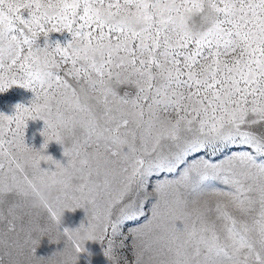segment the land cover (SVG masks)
Wrapping results in <instances>:
<instances>
[{"label":"snow or ice","instance_id":"snow-or-ice-1","mask_svg":"<svg viewBox=\"0 0 264 264\" xmlns=\"http://www.w3.org/2000/svg\"><path fill=\"white\" fill-rule=\"evenodd\" d=\"M13 86L32 99L0 113V173L13 180L0 204L60 176L62 194H80L60 208L85 212L76 229L107 264H129V237L132 264L145 252L152 264H264V0H0V93ZM29 121L43 123L39 150ZM53 142L65 163L46 154ZM18 207L0 211L8 264L83 252L53 204L46 225ZM154 229L161 247H141ZM53 232L67 243L37 257Z\"/></svg>","mask_w":264,"mask_h":264},{"label":"rangeland","instance_id":"rangeland-1","mask_svg":"<svg viewBox=\"0 0 264 264\" xmlns=\"http://www.w3.org/2000/svg\"><path fill=\"white\" fill-rule=\"evenodd\" d=\"M49 42H58L62 46L70 41L71 37L68 33H50L49 34ZM42 42V40H41ZM32 99V93L27 91L23 88L13 86L8 91L4 93H0V113L4 115H12L14 111V107L16 104H23L24 106H28ZM43 129L42 121H29L27 127L25 129V143L29 147H32L36 150H39L42 142L43 137L40 135V132ZM46 154L52 156L55 161L60 163H65L66 160L62 156V149L56 143H50ZM23 162V161H22ZM5 167L7 168V163H5ZM41 167H47V165L43 164ZM54 170V168L52 169ZM28 175L31 177L32 170L30 168L27 169ZM16 180L23 184V175L19 172L16 173ZM0 181H5L8 184H12V175L9 173L4 175L0 173ZM26 187V186H25ZM31 189H28L30 191ZM80 194L74 192L72 189L67 191L66 196L62 194L60 191L57 193V196L60 197L59 203L55 200L53 202V206L55 208H60L63 204H71L74 201L72 200L73 196H79ZM56 196V197H57ZM13 204H18L19 207L16 208V212L19 215L24 216L25 220L29 219V214L32 215V218L37 220L41 225H46L48 223V217L46 211L37 210L36 208L32 207L29 201L25 198H17V197H8L3 204H0V211H3L5 215L9 207ZM151 205H148V208L145 209L146 215L140 221L136 222L137 224H143L147 220L148 216H150V209ZM36 213H40L39 216H36ZM88 217L85 216V212L82 209H77L74 212H65L64 214V222L63 226L69 229H76L80 226V224L86 223V219ZM0 227H3L0 224ZM136 227V224H128L124 229L125 233H128L131 229ZM162 229H154L151 232H146L139 240V244L141 247L144 245H151L153 250H157L161 247L162 242L159 241L157 238L163 235ZM55 236L53 232L51 236H46L41 238L39 245L35 250V255L37 257H48L54 251L59 250L63 247L67 242L63 241L61 244H52L49 243V240ZM4 248L0 247V256H4ZM118 254L123 258L126 257L129 264H132L134 260V253L132 250V240L129 237L127 245L122 251H118ZM74 247L68 245L64 247L63 252L57 253L51 256L48 264H74L72 257L76 256ZM153 255V252H145L143 256V260L141 264H152V261L149 259L150 256ZM5 264H8V257L4 256ZM77 264H107L106 258L102 252V246L96 242H86L85 244V251L80 253L77 258ZM120 264H124L123 259H121Z\"/></svg>","mask_w":264,"mask_h":264},{"label":"clouds","instance_id":"clouds-1","mask_svg":"<svg viewBox=\"0 0 264 264\" xmlns=\"http://www.w3.org/2000/svg\"><path fill=\"white\" fill-rule=\"evenodd\" d=\"M29 156L33 154H28ZM62 186V181L60 176L44 178L38 180L36 183L35 190L27 191L25 199L29 201L32 207L37 210H43L45 205H52L56 200L57 193L60 191ZM58 219L59 225H63L64 222V208H58ZM69 236L72 241L78 243L83 252L85 251L86 242H91L93 233L87 229H71ZM77 255L72 257L74 264H77Z\"/></svg>","mask_w":264,"mask_h":264}]
</instances>
